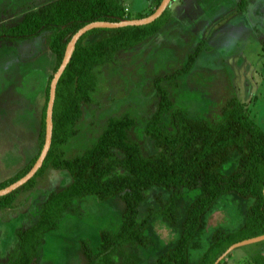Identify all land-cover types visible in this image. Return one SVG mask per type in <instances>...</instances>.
I'll list each match as a JSON object with an SVG mask.
<instances>
[{
    "label": "trees",
    "instance_id": "obj_1",
    "mask_svg": "<svg viewBox=\"0 0 264 264\" xmlns=\"http://www.w3.org/2000/svg\"><path fill=\"white\" fill-rule=\"evenodd\" d=\"M241 1L242 5L246 2ZM161 2L153 0L152 8L132 18L121 0H56L28 12L13 27H0V42L47 36L56 73L69 41L81 28L97 21L144 18L153 14ZM168 9L150 25L95 29L79 40L58 84L48 157L29 183L0 198V212L13 209L18 195L48 167L67 174L70 181L47 197L33 225L17 231V254L6 264H39L47 234L56 231L67 214L79 212L77 204L91 201H118L121 213L117 226L100 230L95 249L81 239L86 264H193L191 252L203 247L209 215L227 202H235L244 224L233 233L216 230L196 264H215L232 245L264 235V129L251 117L248 105L236 97L227 99L219 114L208 118L192 115L170 91L186 82L204 45L190 52L176 71L157 76L154 81L158 105L142 129L152 153L135 137L137 118L127 112L109 116L92 143L81 153L68 156V145L81 132L84 108L96 102L101 72L107 67L122 66L125 51L150 46L149 41L172 21ZM53 75L43 89L39 154L13 178L1 181L0 190L24 177L40 155ZM190 193H194V198L181 220L178 204L182 200L188 202ZM241 204L245 205L244 211L240 210ZM157 223L175 230L179 239L147 262L140 250L154 247L152 230Z\"/></svg>",
    "mask_w": 264,
    "mask_h": 264
},
{
    "label": "rangeland",
    "instance_id": "obj_2",
    "mask_svg": "<svg viewBox=\"0 0 264 264\" xmlns=\"http://www.w3.org/2000/svg\"><path fill=\"white\" fill-rule=\"evenodd\" d=\"M54 1L0 0V27H13L28 12ZM121 2L132 18L140 17L153 4V0ZM168 15L172 21L149 41L150 46L125 51L122 66L101 72L96 102L84 108L81 132L68 145V156L81 153L92 143L109 116L127 112L137 118L135 137L152 153L142 129L158 105L154 81L157 76L176 71L201 45L204 49L186 82L179 89H170L174 99L192 115L213 118L227 99L236 97L248 105L251 117L264 129V0H246L243 5L241 0H173ZM46 37L0 42V182L13 178L39 154L43 89L49 76L55 74L56 64ZM69 181L67 174L48 167L18 195L13 209L0 212V264L17 254V231L33 225L47 197ZM188 196V202L178 204L181 220L194 193ZM234 203H224L209 215L203 247L191 252L193 264L209 248L216 230L233 233L244 224ZM76 207L79 212L67 214L58 229L47 234L39 264H86L81 239L95 249L100 230L119 224L118 201H91ZM241 209L244 211V204ZM152 235L154 247L140 250L147 262L179 239L175 230L160 223ZM228 259V264H264V240L236 247L223 263Z\"/></svg>",
    "mask_w": 264,
    "mask_h": 264
},
{
    "label": "water",
    "instance_id": "obj_3",
    "mask_svg": "<svg viewBox=\"0 0 264 264\" xmlns=\"http://www.w3.org/2000/svg\"><path fill=\"white\" fill-rule=\"evenodd\" d=\"M172 1L173 0H162L161 4L155 10V12L147 17L140 18V19H131V20L122 19L118 22H107V21L92 22L90 24H87L83 28H81L77 33L73 35V37L71 38V40L69 41L67 45L62 63L59 66L56 73L53 75V79L50 83L49 101L47 104L46 119H45V124H46L45 142L40 152V155L37 161L35 162L34 166L32 167V169L24 177L15 181L11 185L7 186L6 188L0 190V198L10 195L13 192L17 191L18 189H20L21 187L25 186L36 176L39 170L43 167L48 157V154L51 150L52 142H53V131H54L53 119H54V108H55V102H56V97H57L58 84L73 58V55L75 53L79 40L84 35H86L87 33L95 29H121V28H127V27H143V26L150 25L154 23L156 20H158L165 13V11L168 9ZM262 240H264V235L232 245L216 261L215 264H219V262L223 260L229 253H231L232 250H234L236 247L243 246L246 244L256 243Z\"/></svg>",
    "mask_w": 264,
    "mask_h": 264
},
{
    "label": "crops",
    "instance_id": "obj_4",
    "mask_svg": "<svg viewBox=\"0 0 264 264\" xmlns=\"http://www.w3.org/2000/svg\"><path fill=\"white\" fill-rule=\"evenodd\" d=\"M151 5V7L150 8H152L153 7V5H154V3L153 4H150ZM228 261H229V259L228 260H226V263L225 264H228Z\"/></svg>",
    "mask_w": 264,
    "mask_h": 264
},
{
    "label": "flooded vegetation",
    "instance_id": "obj_5",
    "mask_svg": "<svg viewBox=\"0 0 264 264\" xmlns=\"http://www.w3.org/2000/svg\"><path fill=\"white\" fill-rule=\"evenodd\" d=\"M11 43H15V42H11Z\"/></svg>",
    "mask_w": 264,
    "mask_h": 264
}]
</instances>
